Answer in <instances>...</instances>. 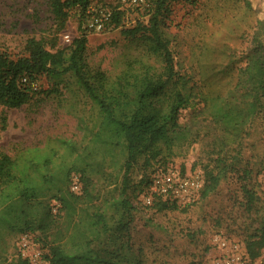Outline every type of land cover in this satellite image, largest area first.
I'll list each match as a JSON object with an SVG mask.
<instances>
[{
  "label": "rangeland",
  "instance_id": "rangeland-1",
  "mask_svg": "<svg viewBox=\"0 0 264 264\" xmlns=\"http://www.w3.org/2000/svg\"><path fill=\"white\" fill-rule=\"evenodd\" d=\"M155 4L156 0H91L85 11L79 7L67 10L65 25L59 28L51 0H0V52L12 58L25 56L26 43L32 38L55 51L70 46L65 35L71 40L86 35L87 65L91 72L104 73L109 82L115 83L130 68L141 72L150 66L161 72L163 60L150 50L146 36L123 33L139 23L148 25ZM90 14L105 20L103 31L88 27ZM161 18L175 68L186 77L191 95L190 103L179 110L178 121L194 123L207 116L202 110L206 104L230 99L238 90L254 45L264 43V0H171ZM30 83L34 94L27 104L20 108L0 105V151L20 158L22 165L31 158L50 155L54 170L76 169L71 173V185L78 181L81 191L74 210L60 207L48 232L8 236L9 260L20 256L23 236L34 249L47 253L48 245L70 246L81 239L98 215L111 226L120 213L118 199L125 173L133 208L128 231L115 241L113 232L102 233L93 243L95 251L109 257L106 250L128 242L130 252L142 264H206L217 254L213 237L218 234L246 249L247 240L264 222V112L245 126L239 139V167L245 172L225 175L211 194L186 206L170 204L157 209L143 201L148 187L138 185L142 175L152 176V171L166 168L203 176L213 167L217 172L216 156L205 155L209 140L149 165L140 159L127 170L123 148L93 141L102 115L71 73L59 79L40 75ZM56 203L51 201L52 206ZM252 264H264V251Z\"/></svg>",
  "mask_w": 264,
  "mask_h": 264
},
{
  "label": "trees",
  "instance_id": "trees-1",
  "mask_svg": "<svg viewBox=\"0 0 264 264\" xmlns=\"http://www.w3.org/2000/svg\"><path fill=\"white\" fill-rule=\"evenodd\" d=\"M90 2L51 0L52 12L59 28L65 25L67 10L79 7L85 11ZM170 2L156 0V9L148 25L139 23L123 31L127 36H146L150 50L163 60L161 72L154 71L150 66L141 72L130 68L112 83L104 73L90 71L85 54L86 35L73 39L69 47L55 51L48 49L41 40L32 38L26 43L25 56L12 58L0 52V105L20 108L34 94L30 82L38 76L59 79L71 73L102 115L93 141L123 148L127 170L140 159L149 165L159 157L179 156L192 144L209 140L208 147L204 149L205 155L216 156L215 167L218 171L214 172L213 167L204 173V185L199 198L207 197L225 175L246 171L239 167V139L245 126L264 112V43L254 45L244 78L239 79L236 86L238 90L232 97L215 100L212 105L206 104L202 110L207 116L183 125L178 121L179 110L190 103L191 95L187 93L186 77L175 68L169 41L160 27L161 16ZM235 143L236 146H233ZM52 164L50 155L31 158L22 165L20 158H12L0 151V264H30L28 259L20 256L14 261L8 259L7 237L48 232L58 214L53 213L52 200L60 203L61 210H74L79 195L70 186L71 173L76 169L63 167L54 170ZM150 174L142 175L138 183L142 189L149 187ZM128 188V174L125 173L118 199L120 213L111 226L102 215H98V218L91 220L81 239L70 246L58 242L48 245L46 257L54 264H142L139 256L130 252L128 242H120L115 250H106L104 253H108L109 257L93 249V243L99 240L102 233L113 232L115 241L120 239L124 230L128 231L133 209L127 195ZM245 193L249 194L247 190ZM170 204L174 203L155 198L148 207L162 209ZM246 250L251 262L262 256L264 222L247 240Z\"/></svg>",
  "mask_w": 264,
  "mask_h": 264
},
{
  "label": "built area",
  "instance_id": "built-area-1",
  "mask_svg": "<svg viewBox=\"0 0 264 264\" xmlns=\"http://www.w3.org/2000/svg\"><path fill=\"white\" fill-rule=\"evenodd\" d=\"M129 1L137 2V0ZM87 25L95 31H103L105 20L90 14L87 17ZM64 39L68 43L72 42L69 35H65ZM261 183L264 190V173L261 175ZM203 185L204 176L201 173H182L173 168L157 170L151 177V183L143 201L145 205L151 206L155 198H161L178 206H186L199 198ZM71 190L77 194L81 191L78 181L73 182ZM60 207L58 202L55 206L53 205V213H57ZM213 243L217 254L206 264H252L246 249L237 241L218 234L213 237ZM19 252L20 257L28 259L30 264H54L46 257L43 249H34L26 236L20 240Z\"/></svg>",
  "mask_w": 264,
  "mask_h": 264
}]
</instances>
